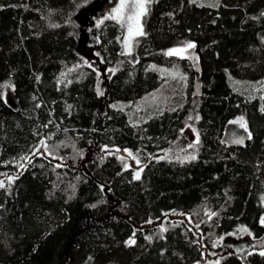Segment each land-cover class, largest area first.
I'll return each mask as SVG.
<instances>
[{
    "label": "trees",
    "instance_id": "1",
    "mask_svg": "<svg viewBox=\"0 0 264 264\" xmlns=\"http://www.w3.org/2000/svg\"><path fill=\"white\" fill-rule=\"evenodd\" d=\"M96 1L0 0V264H264L220 243L264 238V97L228 81L264 79V0H154L134 59ZM171 71L190 92L151 105Z\"/></svg>",
    "mask_w": 264,
    "mask_h": 264
},
{
    "label": "rangeland",
    "instance_id": "2",
    "mask_svg": "<svg viewBox=\"0 0 264 264\" xmlns=\"http://www.w3.org/2000/svg\"><path fill=\"white\" fill-rule=\"evenodd\" d=\"M154 0H146V8L147 11L143 15H138L139 9L134 7L135 0H125L126 7L123 10V15L119 18V22L117 19H112L119 29V43L121 47L122 53H124L127 57L134 59L135 58V51L137 43L142 35H144V25L146 16L149 10V7L151 3ZM198 5L202 6H208V7H217L219 0H194ZM121 0H102L97 4V14H101V18L104 17H111L114 15L113 9L117 8V6L120 4ZM264 13V11H263ZM129 17H132L130 20ZM79 17L76 15L70 19V29L72 32L79 34L80 26H79ZM129 27H131L132 31H129ZM137 32H142V35H138ZM88 34V32H87ZM85 35L87 37V40L89 43H93V38L90 35ZM84 36V35H83ZM82 36V37H83ZM83 42V40H80ZM172 50H177L174 55L179 56H185L190 59H194V54L191 50L186 49H168L166 52L169 53ZM183 50V51H179ZM167 78L165 80V84H163L159 91L153 93L152 102L151 105H157L160 107H171L174 103L178 102L179 100L183 99L189 92L190 89L188 87V84L186 83V79L183 77V75L179 72L171 71L169 75H166ZM228 81L231 85V87L236 90L239 93L249 95L248 92H259V94L264 97V79L257 84L253 81L243 80V79H236L232 78L230 75H228ZM252 91H248V90ZM250 96V95H249ZM244 122L241 118H237L233 121H231L229 130L227 132V136L229 139L237 140L240 139L245 131ZM184 133L186 136L192 141H197V135L194 132L192 128H186L184 130ZM41 145L38 146L36 153L40 152ZM109 150V152H113V149H106ZM38 151V152H37ZM118 152V151H117ZM118 154L126 156L128 158V162L126 166L128 168L133 169L135 172H138L140 175V172L144 165L140 164L134 159H131L128 155L127 151H121L118 152ZM58 162V161H57ZM59 164V162H58ZM17 165V173L21 170L23 163H18ZM137 173L135 174L136 177ZM7 177H12V175H8ZM261 203H264V193L261 197ZM172 216H176L178 218H182L183 216L178 213H168ZM185 218V217H183ZM186 219V218H185ZM262 221H264V216ZM264 225V222H263ZM254 241L252 239V236H250L248 230L246 227H239L236 232L226 234L223 236L220 240V243L224 246H227L229 249L233 251V249H239L241 247H246L244 244H248L247 248H255L259 253L264 252V238L259 240L258 243H254V246L252 247L251 244H253ZM256 244V245H255ZM233 248H231V247ZM247 251V250H246ZM247 253V252H246ZM246 255V254H245ZM244 255V256H245ZM217 256L213 255H206L205 254V261L206 262H216ZM198 264V263H193Z\"/></svg>",
    "mask_w": 264,
    "mask_h": 264
},
{
    "label": "snow or ice",
    "instance_id": "3",
    "mask_svg": "<svg viewBox=\"0 0 264 264\" xmlns=\"http://www.w3.org/2000/svg\"><path fill=\"white\" fill-rule=\"evenodd\" d=\"M126 3H125V0H121L120 4L117 6V8L113 9V13L114 15H112L111 17L109 18H112V19H117L118 22H119V18L123 15V10L124 8L126 7ZM134 7L138 8L140 11L138 13V15H143L146 13L147 11V8H146V0H135V5ZM129 19L131 20L132 17H129ZM129 31L131 32L132 29L131 27H129ZM138 35H142L143 33L142 32H137ZM194 47L193 44H188L187 45V48H192ZM177 50H172L170 51L169 53H167L168 55H172L176 52ZM179 51H183V50H179ZM102 94V93H101ZM242 127L244 126L243 124L241 125ZM237 142H240V141H237ZM43 143V142H42ZM136 178L138 179L139 178V173H137L136 175ZM0 186H2V182H0ZM264 222V221H262ZM262 255H264V252L261 253Z\"/></svg>",
    "mask_w": 264,
    "mask_h": 264
},
{
    "label": "water",
    "instance_id": "4",
    "mask_svg": "<svg viewBox=\"0 0 264 264\" xmlns=\"http://www.w3.org/2000/svg\"><path fill=\"white\" fill-rule=\"evenodd\" d=\"M100 1H102V0H97L94 4H93V6L90 8V9H88L87 10V13H88V15H90V16H92L94 13H95V10H96V8H97V4L100 2ZM191 61L193 62V63H195V61H194V59H191ZM57 164H58V162H57ZM254 246V244H252V247ZM231 247V246H230ZM232 248V247H231ZM233 249V248H232ZM247 250V251H246ZM249 251V248H239V249H233V252H234V254L235 255H237V256H239L241 259H244V255L246 254V252H248Z\"/></svg>",
    "mask_w": 264,
    "mask_h": 264
},
{
    "label": "flooded vegetation",
    "instance_id": "5",
    "mask_svg": "<svg viewBox=\"0 0 264 264\" xmlns=\"http://www.w3.org/2000/svg\"><path fill=\"white\" fill-rule=\"evenodd\" d=\"M247 245H248V244H244V246H246V247H247Z\"/></svg>",
    "mask_w": 264,
    "mask_h": 264
}]
</instances>
